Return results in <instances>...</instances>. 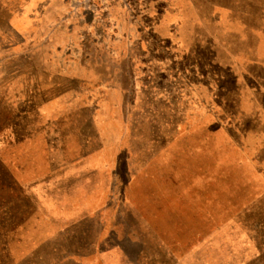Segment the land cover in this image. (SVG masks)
<instances>
[{"label":"rangeland","instance_id":"rangeland-1","mask_svg":"<svg viewBox=\"0 0 264 264\" xmlns=\"http://www.w3.org/2000/svg\"><path fill=\"white\" fill-rule=\"evenodd\" d=\"M235 4L0 0V264H264Z\"/></svg>","mask_w":264,"mask_h":264},{"label":"crops","instance_id":"crops-1","mask_svg":"<svg viewBox=\"0 0 264 264\" xmlns=\"http://www.w3.org/2000/svg\"><path fill=\"white\" fill-rule=\"evenodd\" d=\"M241 1L236 0L235 6L217 7L220 24L228 21L230 28L234 26L235 33L230 35L235 37L237 47L246 48L230 53L223 63L237 87L233 118L239 141L244 149L254 152V158L264 160V0H244L252 5L245 8L240 6ZM249 14L253 16L250 20L246 17Z\"/></svg>","mask_w":264,"mask_h":264}]
</instances>
